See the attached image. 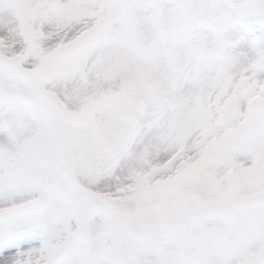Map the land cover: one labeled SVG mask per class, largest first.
Listing matches in <instances>:
<instances>
[{"label": "snow or ice", "instance_id": "obj_1", "mask_svg": "<svg viewBox=\"0 0 264 264\" xmlns=\"http://www.w3.org/2000/svg\"><path fill=\"white\" fill-rule=\"evenodd\" d=\"M0 264H264V0H0Z\"/></svg>", "mask_w": 264, "mask_h": 264}]
</instances>
